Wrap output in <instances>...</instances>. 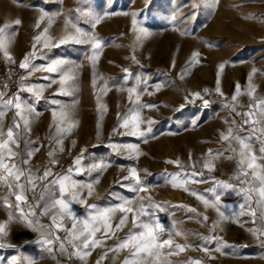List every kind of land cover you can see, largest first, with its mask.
<instances>
[{"label": "rangeland", "instance_id": "1", "mask_svg": "<svg viewBox=\"0 0 264 264\" xmlns=\"http://www.w3.org/2000/svg\"><path fill=\"white\" fill-rule=\"evenodd\" d=\"M46 1L53 4L46 10L63 15L67 35L74 33L75 25L102 40L95 63L89 59L93 54L89 45L70 42L64 46L73 48L81 62V85L90 90L87 109L97 121L111 115L112 141L131 129V125L127 129L120 126L121 117L130 115L137 105H155L140 110V130L152 128L144 146L148 160L136 161L121 146H81L86 158L110 160L113 170L106 172L101 163L102 174H119L116 168L127 160L128 170L122 173L130 174L135 167L143 174H154L155 181L160 180L158 185L164 186L167 175L189 173L177 167L176 161L183 162L189 154L194 157L202 152L209 157L210 151L216 153L214 148L202 146L203 142L219 132L227 134L233 121L241 125L242 133L252 129L237 113L247 112L250 100L264 98V0H218L215 6L212 0L33 3ZM96 15L99 23L93 22ZM141 28L149 34H142ZM218 82L223 95L216 92ZM237 86L240 93L233 102ZM129 87L137 89L131 98ZM197 92L199 98L193 95ZM204 99L209 101L207 106ZM212 163L217 166L214 160Z\"/></svg>", "mask_w": 264, "mask_h": 264}, {"label": "crops", "instance_id": "2", "mask_svg": "<svg viewBox=\"0 0 264 264\" xmlns=\"http://www.w3.org/2000/svg\"><path fill=\"white\" fill-rule=\"evenodd\" d=\"M35 0H0V27L4 24H10L12 27L7 29L8 32H14L11 42L8 45V52L12 60L21 63L24 62L25 56H29L30 65H36L39 70L23 69V75L17 83L5 84L0 80V93H3V98L8 99L14 96H19L21 100L31 104L32 107L39 113L35 117L31 125L30 138L35 141V147L42 145L40 150L34 154L31 160L33 171L37 176H42L43 172L51 168L54 176L55 174L67 173L68 169L74 168L75 161L78 157L81 158L82 166L85 171L81 174L73 173L74 179L87 184L93 183L92 195H88V189H78L80 192V199L84 201L83 204L73 203L72 207L79 216H85L89 211V205H97L105 207L114 205L119 201L116 196H123L133 200L131 205L133 208L138 209L140 204L147 206L149 198L152 203L166 204L165 211L160 212L157 210L156 214L165 224L166 228L175 225L179 235L172 233V239L175 244L184 247L183 252L166 256L165 258L171 264H194L198 261L199 264H264V220H261L260 212L257 209V219L253 222L250 214L244 216H235L232 214L235 208L241 201L242 196H238L233 192H228L221 197V205H231L233 208H222L226 216L230 215L231 220L220 221L217 211L208 207L205 208L201 200L196 196L190 194L195 191L200 194H205V190L214 187L215 181H225L233 183L237 187H246V184H241L239 180L235 179L236 161L229 160L226 157L232 155L231 152H226L224 156L214 160L217 166L214 167L215 174L211 171L206 175L203 168L205 160L209 159L204 153H196L194 157L189 154L184 157L183 162L177 164L178 167H184L189 173L193 171H202L203 178L207 180L206 183H190L187 185L189 191L186 192L183 188L173 187L169 182L173 174L165 177L166 185H158L160 180L155 181L154 174H143L137 168V174L141 182V186L146 188V191L134 193L130 191L126 185L135 184V179L130 174L122 173L127 171L128 165L126 161H121L120 165L116 168V173L119 174L109 175L102 174L101 167L97 170L91 171L93 165H101L104 163L106 172H110L112 165L109 159L104 160H91L86 158L81 146H121L123 149L125 145L135 144L138 145L140 154L135 155L136 161L148 160L145 154V147L147 143L144 137L132 136L127 133L119 134L118 141L110 139L111 130V115H100L99 118L103 121H97L94 112L87 109L86 105L90 103V90L83 88L80 80L81 62L76 57V52L73 48H66L64 45L59 47L43 48L44 40L51 37V43L57 44L60 39L67 36L64 30V17L57 10L48 11L45 8L49 5L48 1L43 5L33 3ZM257 4L261 6V1ZM263 2V1H262ZM264 3V2H263ZM264 5V4H263ZM257 6V7H258ZM48 13L47 16H41L43 13ZM61 15V16H60ZM19 19L21 23L15 25V20ZM37 24L39 25L37 27ZM47 29V32L44 30ZM64 32V33H63ZM41 35L42 39L36 43L34 37ZM35 44V56H32L33 45ZM43 57V58H41ZM54 59H64L70 64H74L73 74L75 75V84L71 94H65L61 90L60 73H48L44 70L46 66ZM7 60L3 51H0V62ZM35 87L40 89V97L37 98L32 92L27 91V88ZM55 101L56 103H53ZM75 103V111L72 114V121L76 123V127L71 134L63 139L62 145H57L51 139L55 131L53 111H59L60 106H70ZM15 109L8 111L4 117V127L12 125V117ZM222 132L211 139L203 142L202 146H208L212 150H223L229 147V143L221 139ZM240 135H245L239 131ZM255 135H261L255 133ZM264 139V135H261ZM201 141V139H200ZM205 141V140H203ZM64 151H59L60 147ZM191 146V144H187ZM25 145L22 142L21 149ZM232 147L238 148L236 143ZM55 148L53 157L48 156V152ZM260 145L258 143L253 145L252 151L257 155ZM125 151V150H124ZM216 151V152H217ZM127 153V151H125ZM127 156V155H126ZM56 160L55 165L52 160ZM109 163V165H108ZM102 166V165H101ZM38 170V171H37ZM184 174H180L183 178ZM49 177L51 180L54 178ZM127 176L128 179H123ZM248 180L252 177L249 175ZM98 181V182H96ZM46 181L37 180L36 196L43 189ZM151 184V185H150ZM157 186V187H156ZM58 195V193H57ZM28 203L19 204L24 212L29 211V204L33 202V193H27ZM143 198V199H141ZM19 202L15 200L12 195L11 189L3 183H0V223L6 224V235L0 238V264H124V261L130 255L129 249H121L118 251H110L108 255L101 260L104 252L112 248L116 243V236L110 239L101 241L90 255L81 258L70 256L69 253L75 251L71 246H68V252L62 253L59 249V241H55L51 246L52 252L47 250L48 246H42L40 241L41 231H53L50 228L51 220L48 216H39V209L37 217H31L33 221L39 219V224L29 226L23 219L19 208ZM252 209L256 208L255 199L251 202ZM191 209H195L193 212ZM238 210V209H237ZM246 212H250L247 205ZM122 214L116 212L112 224L115 225L119 222ZM207 216V221L204 220ZM11 217V219H10ZM132 214H129L127 225L122 231L117 232V236H124L132 227L131 224ZM214 222L219 223V226L213 229ZM40 225H44V229H40ZM65 229L71 227V220L65 218ZM252 229L253 231H250ZM66 231H54V235H58L63 239ZM102 233H97L100 237ZM169 233L166 231L162 239L168 238ZM207 249V250H205ZM151 264V261L148 262Z\"/></svg>", "mask_w": 264, "mask_h": 264}, {"label": "snow or ice", "instance_id": "3", "mask_svg": "<svg viewBox=\"0 0 264 264\" xmlns=\"http://www.w3.org/2000/svg\"><path fill=\"white\" fill-rule=\"evenodd\" d=\"M218 3V0H212V6ZM48 13H43V16H47ZM100 16L96 15L93 17L94 23H99ZM15 25H19L21 21L15 20ZM137 21L133 19L135 25ZM39 25L37 24V27ZM12 25L4 24L0 27V51H3L4 57L8 61H12V57L8 52V45L11 42L14 32H8ZM75 28L74 33H70L64 38L60 39L57 44L51 43V37L44 40L43 48L48 49L50 47H59L68 43H74L77 45H89L93 50V54L89 59L95 63L98 59L99 51L102 48V40L90 31L84 30L80 27L73 25ZM47 32V29L44 30ZM141 33L148 35L147 29L141 28ZM41 35L34 37L36 43L41 41ZM32 56H35V44L33 45ZM43 58V57H41ZM21 69L39 70L36 65H30L29 56L26 55L24 62L19 64ZM44 70L48 73H60V84L61 90L65 94H71L75 84V75L73 74L74 64H70L64 59H54L46 66H43ZM224 65H220V69H223ZM127 71V70H125ZM138 83L139 78H137ZM160 87L159 84L156 85ZM27 91L32 92L37 98L40 97V89L35 87L27 88ZM137 89L135 87H129V97L135 93ZM208 90L205 89V92ZM253 90H250L248 95L251 97ZM216 92L221 93L219 82L217 83ZM236 95L231 97L233 102L237 101L240 93L239 86L236 88ZM196 97H200V93L193 94ZM137 100L139 96L137 95ZM53 103H56L53 101ZM205 106L208 105L207 99L203 100ZM143 107L153 108L155 105H137L136 108L131 110V114L124 115L121 117V127L131 129L127 134L137 137L146 138L148 134L152 132V128L148 127L146 131L140 130V124L142 123L140 117V110ZM249 110L244 113H237L244 117L243 124H251L253 127L245 135H240L239 131L241 125L236 124L235 121L230 124L227 134L221 133V139L229 143L227 149L219 150L216 153L209 152V159L203 163V168L208 171L214 170L213 160L224 156L226 152H231L232 155L227 156L229 160L236 161V172L234 178L239 180L240 183L246 184V187H237L233 183L225 181H215L214 187L205 190V194H200L195 191H191L190 194L197 197L204 204L205 208L212 207L219 214L220 221L231 220V216L225 214L222 208H233L231 205H221V197L228 192H233L238 196H242V201L233 208L232 214L239 217L250 214L253 218V222L257 219V209L260 212V219L264 220V139H261V135H264V98L258 102L250 100L248 105ZM15 109V113L12 117V125L4 127V117L8 111ZM75 111V103L70 106L62 105L59 111H53L55 117L54 128L55 131L52 134L51 139L55 141L57 145H62L63 139L71 134L73 129L76 127V123L72 121L71 117ZM39 113L32 107L31 104L21 100L17 95L12 98L4 99L3 93H0V183L6 184L12 191V195L15 196V200L18 203L17 207L22 214L23 219L28 223L29 226L39 224V219L35 221L31 217H37L36 209H39V216H48L51 220L50 228L53 231H41V245L48 246L49 252L53 251L51 247L55 241H59V249L62 253L68 252V246H71L75 251L69 253L70 256L83 259L90 255L91 251L94 250L98 245L101 244L102 240L110 239L116 236V243L112 248L107 249L101 256L103 260L110 251H118L121 249H129L130 255L124 261V264H171L165 257L173 254L183 252L185 249L179 244L174 245L172 239V233L179 235L180 233L176 230L175 225H171L166 228L165 224L162 223L159 216L156 214L157 210L160 212L165 211L166 204H155L151 202L145 206L143 203L140 204L138 209L133 208V200L123 196H116L115 198L119 201L114 205L105 207H99L95 204L89 205V211L85 216H79L73 209V203L83 204L84 201L80 199V192L78 189L87 188L88 195H92L93 183L89 182L83 184L74 179L73 173L81 174L85 171L82 166L81 158L78 157L75 161L74 168L68 169L67 173L53 174L51 168L46 169L42 176H37L33 171L31 165L32 157L36 152L40 150L42 145L31 147L29 145H35L36 142L31 140L30 132L31 125L35 120V117ZM255 117V118H254ZM151 124V121H148ZM261 135H255V133ZM24 143V149L20 148L21 143ZM146 142V139H145ZM233 143L238 145V148L232 147ZM258 143L260 145L259 152L261 155L257 156L253 151V145ZM124 150L129 155L140 154L138 145L129 144L123 146ZM59 151H64L63 147L59 148ZM55 148L48 152L49 157H53ZM56 160H52V164L55 165ZM171 163V161H169ZM175 163L179 164V161ZM101 165H93L89 169V173L93 170H97ZM38 171V170H37ZM131 176L135 179V184L126 185L130 191L139 193L146 191V188L141 186L137 169L132 167L130 170ZM251 175L252 179L248 180L247 177ZM49 180V177H53ZM204 174L202 171H193L187 173L183 178L180 174H173L170 177V183L173 187L183 188L186 192L189 191L187 185L190 183H206L207 180L203 178ZM123 179H128L127 176ZM46 181L43 189L36 196V181ZM98 182V181H96ZM33 193V202L29 204V211L24 212L23 208L19 207V204L28 203L27 193ZM58 193V195H57ZM143 199V198H141ZM255 199L256 208L252 209L251 202ZM246 205L250 212H246ZM238 209V210H237ZM195 212V209H191ZM116 212L122 215L119 218V222L113 227L112 220ZM129 214H132L131 224L132 227L129 229L124 236H117L118 231H122L127 225L129 220ZM68 218L71 220V227L65 229L64 220ZM11 219V217H10ZM208 217L204 216V220L207 221ZM219 226V223L214 222L213 229ZM44 225H40V229H44ZM54 231H66V235L61 239L60 236L54 235ZM168 232V238L162 239L165 232ZM250 231H253L250 229ZM97 233H102L100 237H97ZM6 224L0 223V238L5 236ZM264 235V233H260ZM0 244V247H3ZM207 250V249H205ZM15 264V262H13ZM99 264V261H98ZM194 264H199L198 261Z\"/></svg>", "mask_w": 264, "mask_h": 264}, {"label": "built area", "instance_id": "4", "mask_svg": "<svg viewBox=\"0 0 264 264\" xmlns=\"http://www.w3.org/2000/svg\"><path fill=\"white\" fill-rule=\"evenodd\" d=\"M23 75V69L15 61L0 62V80L5 84L17 83Z\"/></svg>", "mask_w": 264, "mask_h": 264}]
</instances>
